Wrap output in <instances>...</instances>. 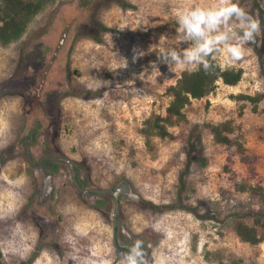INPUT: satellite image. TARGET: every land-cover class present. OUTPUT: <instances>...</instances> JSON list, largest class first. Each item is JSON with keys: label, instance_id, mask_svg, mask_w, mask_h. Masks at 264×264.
I'll return each instance as SVG.
<instances>
[{"label": "rangeland", "instance_id": "1", "mask_svg": "<svg viewBox=\"0 0 264 264\" xmlns=\"http://www.w3.org/2000/svg\"><path fill=\"white\" fill-rule=\"evenodd\" d=\"M127 1L133 9L105 3L96 11V25L109 28L97 31L102 43L77 34L88 15L80 0H52L20 40L0 46V252L5 263L28 264L34 254L30 264L123 261L113 245V198L108 209H94L95 194L78 192L66 163H59L51 195L39 204L40 175L35 168L28 173L25 159V139L39 116V134L28 142L34 162L44 156L70 159L86 176L84 188L111 189L125 179L130 190L120 196L116 215L120 245L130 250L136 240L147 243L150 264H264V241L242 243L228 223L232 214L250 222L249 214L263 208L235 186H264V79L258 57L264 53V0H239L261 22L255 43L245 46L250 51L244 59L226 65L223 51L218 57L222 68L243 70L240 82H219L208 98L192 100L184 110L186 122L169 129L175 139L153 138V152L139 134L141 122L150 114L165 115V90L183 72L160 62L157 54L173 46L179 10L212 6L216 0ZM61 42V55L53 56ZM16 68L19 79L7 83ZM69 86L99 96H63ZM255 94L262 96L255 107L237 99ZM224 121L232 123L230 138H239L243 156L234 143L215 144L205 127ZM195 125L206 164L191 167L184 202L197 207L199 217L185 210L141 209L138 196L156 205L174 201L186 162L183 139Z\"/></svg>", "mask_w": 264, "mask_h": 264}, {"label": "trees", "instance_id": "2", "mask_svg": "<svg viewBox=\"0 0 264 264\" xmlns=\"http://www.w3.org/2000/svg\"><path fill=\"white\" fill-rule=\"evenodd\" d=\"M52 0H0V46L10 45L20 40L25 34L28 25L33 18L41 12L44 7ZM69 1V0H64ZM105 3L115 4L123 10L133 9L134 6L127 0H80L79 5L87 15V24H83L82 29L77 33L79 36H86L96 43H102V39L99 37L98 32L104 33L109 31V28L98 27L95 23L94 17L96 11H98ZM63 43L55 48L53 56L61 55L63 51ZM56 55V56H57ZM216 56L213 61V69L206 73L201 69L198 72L190 73L183 71L176 81L168 86L165 90V95L169 97L168 105L165 109V115L150 114L147 118L142 120L139 134L144 140V145L149 152H153V138L169 139L173 140L175 137L170 132V128L186 122L185 108L191 104L192 100H202L208 98L217 89V85L221 82L226 86H236L243 75L241 68H222L219 64L218 57ZM260 73L264 79V53L258 52ZM24 63L23 58H20L17 67H21ZM19 67V68H20ZM19 79L18 68L16 73L8 80L16 81ZM15 89V88H13ZM68 95L72 97H82L86 99H92L99 96V92L84 89L79 86H69L68 89L63 92V96ZM262 96L255 94L254 96L240 95L237 99L246 100L250 102L254 107L259 102ZM39 116L34 118L35 127L31 132V140H35L39 134L37 130ZM215 144L219 145H236V151L238 155H244V147L240 143L239 138L231 139L230 135L233 134L234 128L230 121H224L217 124H209L205 126ZM183 149L186 155V162L184 169L180 172L178 182L175 190L174 201L168 205H156L149 201L144 200L141 197H137V205L143 209L156 213H162L171 210H185L192 214L194 217H199V211L197 207L187 206L184 201L188 200V181L187 177L189 171L193 165L204 167L206 164V158L204 154V147L201 141L200 127L193 126L189 133L183 139ZM26 157V156H25ZM52 157V156H47ZM29 164L28 173H32L35 170V166L30 164L28 158H25ZM35 164V162L33 161ZM60 162L44 161L41 165L45 174L56 176L59 173ZM48 172V173H47ZM77 174H81L78 168L75 169ZM41 173V172H40ZM82 176V175H81ZM83 177V176H82ZM79 180L82 188L85 186L86 176ZM120 181H124V178H120ZM236 191L243 194L251 195L252 198L257 199L263 206L261 210L252 211L248 218V222L244 217L232 214L228 217V223L231 226L236 237L240 242L255 246L264 241V186L257 184H248L245 182L237 183ZM83 195V194H82ZM91 194H86L88 197ZM92 200V207L94 209L106 210L111 205L112 197L108 194H95V198ZM44 203V202H43ZM40 204V201H39ZM43 233V232H42ZM121 232L118 231L116 240L119 243ZM144 250L150 260V253L147 247V243H143ZM39 251L37 248L36 253ZM120 254V253H119ZM37 254H34L29 260L28 264L35 258ZM122 255V254H121ZM0 264H6L3 256L0 252ZM230 264H237L234 260Z\"/></svg>", "mask_w": 264, "mask_h": 264}, {"label": "clouds", "instance_id": "3", "mask_svg": "<svg viewBox=\"0 0 264 264\" xmlns=\"http://www.w3.org/2000/svg\"><path fill=\"white\" fill-rule=\"evenodd\" d=\"M176 23L173 46L160 49L157 57L166 65L190 73L201 69L210 72L221 51L225 53L226 65L243 60L250 51L245 46L255 43L261 32L260 20L241 7L239 0H216L212 6L181 9L176 13ZM184 43L189 46L181 47ZM122 255V264H150L141 240H136Z\"/></svg>", "mask_w": 264, "mask_h": 264}, {"label": "flooded vegetation", "instance_id": "4", "mask_svg": "<svg viewBox=\"0 0 264 264\" xmlns=\"http://www.w3.org/2000/svg\"><path fill=\"white\" fill-rule=\"evenodd\" d=\"M31 138V137H30ZM30 138H26L25 139V144H26V156H27V158H28V154H27V152H29L28 151V142H29V140H31ZM30 153V152H29ZM30 156H31V154H30ZM32 157V156H31ZM62 158L63 157H43L42 159H40V160H37L36 162H35V164L33 163L32 165L33 166H36V165H42V163L44 162V161H50V162H52V161H54V162H64V163H66L67 165H68V167H69V172H70V176H71V180H72V182H73V185L75 186V188L77 189V187H81V185H80V182H79V180H81V175H79V174H77L76 172H75V169L77 168L76 166H75V164H74V162H72V164L70 165V164H68L67 162H65V161H63L62 160ZM32 161H33V159H32ZM35 169L38 171V173H39V175H40V184H41V189H40V196H41V192H42V190L43 189H45V188H51L50 189V191H49V193H47V194H45L41 199L43 200V202L46 200V198H48L50 195H51V192H52V190H53V184H54V180H53V175L52 174H50V176H48V174H42V173H40L41 171H40V169L38 168V167H35ZM47 171V170H46ZM45 170H43V172H46ZM48 173V172H47ZM50 177V178H49ZM83 178V177H82ZM111 189H113V190H116V189H120V192L118 193V197L120 198V196L123 194V193H125V192H127V191H129L130 190V188H129V186L127 185V183L126 182H124V181H120L119 183H118V185L117 186H114V188H111ZM79 192V191H78ZM103 194H108V195H110L112 198H113V200H114V197H113V195L111 194V193H103ZM39 196V197H40ZM114 228V230H113V233H114V231H115V234H116V236H117V229H116V226L115 227H113Z\"/></svg>", "mask_w": 264, "mask_h": 264}, {"label": "water", "instance_id": "5", "mask_svg": "<svg viewBox=\"0 0 264 264\" xmlns=\"http://www.w3.org/2000/svg\"><path fill=\"white\" fill-rule=\"evenodd\" d=\"M43 81V80H42ZM28 154V160L30 162V164H33V161H32V157L30 156V153L27 152ZM63 161L67 162L68 164H72L71 160L66 158V157H63L62 158ZM35 167H38L41 171L42 174H44L43 172V169L40 165H36ZM50 178V177H49ZM50 187L47 189H43L42 192H41V196L39 197V201L40 203H43V200L41 199L45 194L49 193L50 191ZM77 190L83 194V195H86V194H103V193H111L114 197V213H113V227L116 226V215L117 213L119 212V197H118V193L120 192V189H116V190H113V189H92V188H82V187H77ZM113 245L116 249V251L120 254H123V253H126L129 251L128 248H126L125 246H122L120 245L117 240H116V234H115V231L113 233Z\"/></svg>", "mask_w": 264, "mask_h": 264}]
</instances>
